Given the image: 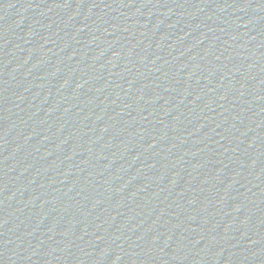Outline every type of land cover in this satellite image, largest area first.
Instances as JSON below:
<instances>
[{"label":"water","instance_id":"water-1","mask_svg":"<svg viewBox=\"0 0 264 264\" xmlns=\"http://www.w3.org/2000/svg\"><path fill=\"white\" fill-rule=\"evenodd\" d=\"M0 264H264V0H0Z\"/></svg>","mask_w":264,"mask_h":264}]
</instances>
